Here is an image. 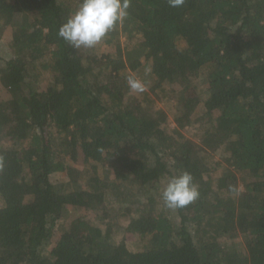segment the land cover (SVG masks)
Returning a JSON list of instances; mask_svg holds the SVG:
<instances>
[{
    "label": "trees",
    "instance_id": "1",
    "mask_svg": "<svg viewBox=\"0 0 264 264\" xmlns=\"http://www.w3.org/2000/svg\"><path fill=\"white\" fill-rule=\"evenodd\" d=\"M79 3L0 0V264H264V0H130L77 50ZM183 171L199 197L168 208Z\"/></svg>",
    "mask_w": 264,
    "mask_h": 264
},
{
    "label": "clouds",
    "instance_id": "2",
    "mask_svg": "<svg viewBox=\"0 0 264 264\" xmlns=\"http://www.w3.org/2000/svg\"><path fill=\"white\" fill-rule=\"evenodd\" d=\"M171 7H179L184 0H168ZM130 0H80L74 13L59 29V36L74 49L92 48L100 43L114 27L128 15ZM127 84L133 92L143 93L145 84L128 77ZM199 191L192 175L183 171L170 177L162 191L161 199L168 208H181L195 201Z\"/></svg>",
    "mask_w": 264,
    "mask_h": 264
},
{
    "label": "rangeland",
    "instance_id": "3",
    "mask_svg": "<svg viewBox=\"0 0 264 264\" xmlns=\"http://www.w3.org/2000/svg\"><path fill=\"white\" fill-rule=\"evenodd\" d=\"M9 33H6L4 38H3V44L5 45L6 44V41L9 39ZM123 41L124 39L122 38L121 39V43L123 45ZM3 44H1L0 48V52L3 54ZM102 51L106 52H110V51H113L115 50V45H102ZM5 49V48H4ZM174 96V95H173ZM9 96H8V93L7 91L2 87V85L0 84V100H5L7 99ZM158 107H162L163 109L166 110V112L168 113V128L169 130L173 129L176 127V123L174 121V112H175V107H176V100L175 99H168L164 102H159L158 103ZM193 130L191 129H184L183 130V133L187 136V137H190L192 139H196L194 138V133L192 132ZM219 159V156L216 157V161L218 162ZM217 162L215 163V165L217 164ZM69 165H72L74 167H77V168H81L82 165L84 164V161H83V155L82 153L80 152V156H79V159L77 161H72V160H68V163ZM53 182H63V183H66L69 179L68 177L66 176V172H63V173H58L56 174L54 177H53ZM166 182L167 180H164L160 185V190L163 191L165 185H166ZM243 190V186L240 185V191ZM74 213V210L73 209H70L67 213L64 214V218L62 220L63 222V226H68L70 225V220H71V214ZM127 220H124V221H120V227L124 228L126 225H127ZM121 234L123 235V233L121 232ZM126 243L128 245V247L133 250V251H136V250H139L141 247H142V242L139 241V239L135 236V235H132V234H128L126 235Z\"/></svg>",
    "mask_w": 264,
    "mask_h": 264
}]
</instances>
